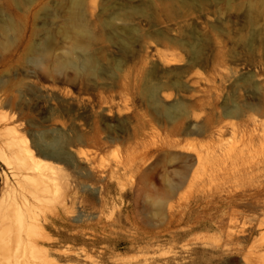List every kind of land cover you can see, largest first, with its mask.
<instances>
[{
  "label": "rangeland",
  "instance_id": "rangeland-1",
  "mask_svg": "<svg viewBox=\"0 0 264 264\" xmlns=\"http://www.w3.org/2000/svg\"><path fill=\"white\" fill-rule=\"evenodd\" d=\"M83 3L92 37L71 26V0H0V190L25 140L43 156L39 133L61 134L70 152L7 264H264V0ZM116 11L128 17L110 27ZM77 40L97 74L59 69ZM149 79L183 101L180 134L156 117ZM167 138L183 141L121 166L132 141Z\"/></svg>",
  "mask_w": 264,
  "mask_h": 264
},
{
  "label": "bare ground",
  "instance_id": "bare-ground-1",
  "mask_svg": "<svg viewBox=\"0 0 264 264\" xmlns=\"http://www.w3.org/2000/svg\"><path fill=\"white\" fill-rule=\"evenodd\" d=\"M83 2L84 0H71L72 13H71L70 23L72 27H75V26L78 27L77 32L78 34H80V36L92 37L91 32L86 27L87 23L85 24L84 21H82V17H81L82 15H81L80 9L82 8V5L84 4ZM121 12L120 11L112 12L109 15V18L106 19L105 21L106 24L110 27H113V25L118 21L125 22L124 19L127 18L128 16H126L127 14L124 15ZM74 47L78 48L82 52L81 55H74L72 51H69L68 57H65L62 60L58 61L59 69L63 70L64 67L70 66L74 69L75 73L83 75V76H87V75L92 76L93 74H97L99 71L98 63L95 57L91 53H89V43L83 42L81 40H77L75 42ZM197 50L198 49H196L194 52L195 56H196V52L199 51ZM40 51L42 53L45 52V48L40 49ZM170 54L171 56L177 55L176 52L174 51L171 52ZM33 61L39 62L40 58L35 57ZM153 77H150V78H152L153 80ZM157 78H158V75H157ZM150 80L151 79L148 80L145 89L149 96L148 98H150V100L155 105L154 108H155L156 117H164L170 121H174L175 125L171 129V133L180 134L181 127L178 124L176 125V123L180 121L179 120L180 117H182L183 113H185L183 101L178 98L174 102H171V103L167 102L166 98L171 97V93H167V94L162 93L159 96V91H160L158 90L159 87H157V85L152 83V81ZM178 86H180V81L177 79L174 82V87L178 89ZM122 105H123L122 102L121 103L118 102L115 105L117 110L120 112H122L125 109ZM109 110H111V108ZM126 111L130 113H134L135 108L128 107ZM227 113L234 115L235 112L231 110ZM141 117L143 118L144 127L147 126L148 124H151L152 119L147 118L146 112L141 113ZM182 141L183 139L181 138H167L164 142L161 141L162 142L161 144H158V145L145 144L143 146V149H139L141 147V143L136 142V145H135V140H134L129 144L130 149H134V150H132V153L129 156H127L126 161L125 160L121 161V164H122L121 166L124 167V170L125 169L128 170L129 168L139 170L143 168L144 165L146 166L147 161L150 160L151 156L154 154L155 151H158L168 145L178 146L182 143ZM36 142L38 144V147L40 148V149L38 148V151H40V154H42L43 156L41 155L38 156L39 154L35 155L37 151L35 152V150L29 146L28 141L25 140L24 145H20V147L18 148L16 147L17 149H15L17 153L16 157H18L17 166L14 163V166L16 167H14V170L11 169L13 170V172L8 175L5 174L4 176L6 178L5 189L3 188L4 189L3 192L2 190H0V192H2L1 193L2 195L0 197V264H7L6 254L8 253V251L10 252V250L12 251L15 250L16 253H18V251L21 248H23L22 247L23 245L22 244V234L24 233L23 231L25 229H28L27 227H29V224L27 225L26 223L27 220L25 218V208L28 209L31 206V204H33V201L35 202L41 199L43 191L45 192L49 188L48 182L51 179L50 178L51 173L55 172L58 168H60L61 166L60 161L66 160L70 156V152L67 149L69 143H67V141L63 139L61 134H57V133L48 134L45 132H41L39 133L36 139ZM9 143L10 142H8L7 144ZM191 144L189 145L190 147L193 146ZM13 152L15 151L13 150ZM196 156H197L198 161L201 162L203 158L201 152H198ZM15 161L16 160L13 159L12 163ZM11 179L15 180L14 184L11 183ZM25 186L26 187L28 186L29 188L28 187L26 188ZM29 196H31L32 198H30ZM49 196H50V191H49ZM58 204H62V203H58ZM26 211L30 213L32 209L30 210L28 209ZM29 213H28V216H30ZM44 222H45V219H44ZM16 255L19 256L22 254H19V255L16 254ZM16 255L15 257L20 260V258L17 257ZM19 260H17V262ZM12 263H15V262H12Z\"/></svg>",
  "mask_w": 264,
  "mask_h": 264
}]
</instances>
